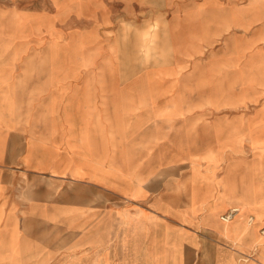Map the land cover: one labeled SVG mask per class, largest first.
Masks as SVG:
<instances>
[{
  "label": "crops",
  "instance_id": "obj_1",
  "mask_svg": "<svg viewBox=\"0 0 264 264\" xmlns=\"http://www.w3.org/2000/svg\"><path fill=\"white\" fill-rule=\"evenodd\" d=\"M89 33L72 58L51 59L61 68L21 79L0 63V213L18 222L26 264L58 256L23 222L62 234L59 264H174L178 253L192 264L211 240L218 264L238 259L241 213L228 228L219 216L241 203L246 176L264 197V145H240L260 106L257 4L126 0ZM210 151L215 166L201 159Z\"/></svg>",
  "mask_w": 264,
  "mask_h": 264
},
{
  "label": "rangeland",
  "instance_id": "obj_2",
  "mask_svg": "<svg viewBox=\"0 0 264 264\" xmlns=\"http://www.w3.org/2000/svg\"><path fill=\"white\" fill-rule=\"evenodd\" d=\"M126 0H0V63L10 64L18 75L24 79L25 72L34 69H58L61 64L51 59L58 55L66 54L72 58L80 48L88 43L90 37L96 34L89 33L91 25L96 22L116 19L121 16L122 5ZM157 0H142V4L153 6ZM258 7V20L264 21V0H254ZM125 5V4H124ZM263 24L259 23V31ZM260 36V35H259ZM260 41V38H259ZM259 51L264 53V46H259ZM67 67V66H65ZM72 67V66H70ZM34 74H40L34 72ZM259 109L256 123L245 121L241 124L240 145L242 152L245 144L254 148L264 145V61L258 70ZM263 97V100L261 98ZM261 138H263L261 140ZM221 145V141H218ZM237 143V142H236ZM200 158H195L196 161ZM207 164L215 166L218 162L217 153L210 151L202 157ZM258 160L264 165V157L258 155ZM249 167V162H242ZM213 172L208 175V179ZM254 189L249 176L244 177L241 203L235 210L241 214L239 241L244 242V252L237 253L226 260V264H264V230L256 233L258 219L264 216V197L260 199L257 191L255 199ZM210 210L214 207L208 206ZM220 221L222 215L219 216ZM231 221L224 226H230ZM23 228L41 231V235L30 239L44 251L55 250L57 259H51L48 264H59L58 258L66 249L62 234L53 228L40 230L34 225L23 222ZM251 232V237H249ZM35 238V239H34ZM217 242L211 240L208 251L203 254H194L192 264H218ZM54 248V249H52ZM248 249H253L252 251ZM29 247L20 239L18 222L3 220L0 213V264H26V255ZM165 254H163L164 258ZM69 264H79L73 256L67 257ZM181 254H177L176 263L182 264Z\"/></svg>",
  "mask_w": 264,
  "mask_h": 264
},
{
  "label": "built area",
  "instance_id": "obj_3",
  "mask_svg": "<svg viewBox=\"0 0 264 264\" xmlns=\"http://www.w3.org/2000/svg\"><path fill=\"white\" fill-rule=\"evenodd\" d=\"M238 212V210H232L231 212L225 214L222 216V220L227 222L232 220V218L234 217V215Z\"/></svg>",
  "mask_w": 264,
  "mask_h": 264
}]
</instances>
